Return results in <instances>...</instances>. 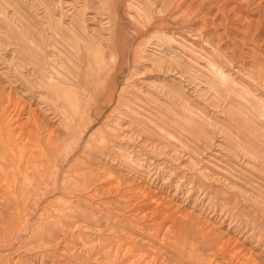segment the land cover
Wrapping results in <instances>:
<instances>
[{
    "label": "rangeland",
    "instance_id": "rangeland-1",
    "mask_svg": "<svg viewBox=\"0 0 264 264\" xmlns=\"http://www.w3.org/2000/svg\"><path fill=\"white\" fill-rule=\"evenodd\" d=\"M70 3L90 69L72 114L49 117L50 189L32 161L0 160V264H247L249 249L264 264V0H0L7 58L28 34L54 42Z\"/></svg>",
    "mask_w": 264,
    "mask_h": 264
},
{
    "label": "bare ground",
    "instance_id": "bare-ground-1",
    "mask_svg": "<svg viewBox=\"0 0 264 264\" xmlns=\"http://www.w3.org/2000/svg\"><path fill=\"white\" fill-rule=\"evenodd\" d=\"M101 1L109 3L110 0ZM70 4L71 7L69 10L70 14L73 15L72 19L63 31H53L54 34H52V38L54 42H46L45 39H39L35 37L34 34H28L26 38H21V40L16 39V43H18L19 46V54H14L17 60L13 61L7 58L6 52L2 49L4 45L0 43V60L7 62L9 65L4 66L0 63V80L3 82V85H0V160L12 156L19 164L25 161H32V173L36 179L42 182L40 185L43 184L44 188L41 187L44 190L50 189L48 175L55 163L53 159L55 154H53L51 150L52 148L57 149L59 146L55 142V137L59 130L55 126L56 124H53L54 122L51 123L54 119L51 120L49 117H52L50 115L54 110L53 107L60 104L65 113L72 114L71 109L74 106V98L71 82L75 77L74 74L78 71V63L82 62L83 64L81 70H84V65H86L85 69H90L91 65V60L88 58L83 61V59L87 57V53L86 51H84L85 53L83 52L80 45V43L82 44L84 42V39L78 34V26L75 18V14L76 16L78 15V7L73 3ZM137 9L142 17L149 19V15L146 14L145 10L141 8L140 5H137ZM150 14L152 13L150 12ZM107 18L109 20L105 21V23L108 25L106 24L107 26L105 27L109 29L112 27V20L110 17ZM82 22L79 23L85 26ZM112 32L114 31L98 32V40L101 42L105 39L102 36L103 33L110 34L111 36ZM1 41L6 47L10 45L7 42L5 43L2 39ZM98 50V48L94 50L93 57L99 69L110 73L112 69L105 67L104 60L101 56L98 57ZM11 66H14V72L25 82V85L20 87L19 90H16V88H18L17 79L13 78L7 69V67ZM61 73L63 76H61ZM218 73H221L220 70ZM37 91H39V93L36 97ZM18 93L19 96L16 97L15 94ZM58 123L64 124L60 121ZM33 147H45L43 150V158H45V160L41 164L36 162L38 153L32 150ZM48 152L52 153L51 157H48ZM26 171V169L23 170L24 173H26ZM62 175L63 174L58 170L55 179L56 189L58 186H61L64 181ZM40 185L38 183L36 184L37 190H40ZM163 191L161 188H158L156 190V195L153 193L151 199L157 202V204L163 201L165 202V200L169 202L168 196H166ZM143 196L146 197L149 196V194H143ZM45 199L46 198H42L40 202ZM220 241L223 242L222 240ZM261 242V240L258 241L259 244H261ZM241 243L244 244L243 240ZM262 248L264 250V247ZM247 253L245 259L247 264H252V262L253 264H257L260 253L256 252L255 249H249ZM238 259L244 260L243 257L239 256Z\"/></svg>",
    "mask_w": 264,
    "mask_h": 264
}]
</instances>
